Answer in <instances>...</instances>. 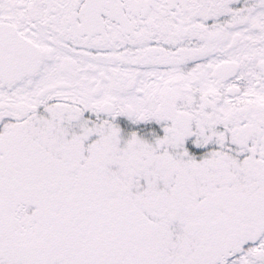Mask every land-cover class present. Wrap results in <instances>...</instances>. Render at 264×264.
<instances>
[{
    "label": "snow or ice",
    "instance_id": "1",
    "mask_svg": "<svg viewBox=\"0 0 264 264\" xmlns=\"http://www.w3.org/2000/svg\"><path fill=\"white\" fill-rule=\"evenodd\" d=\"M0 264H264V0H0Z\"/></svg>",
    "mask_w": 264,
    "mask_h": 264
}]
</instances>
